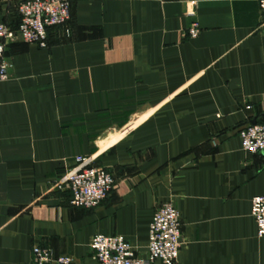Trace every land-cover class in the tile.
Here are the masks:
<instances>
[{"label":"crops","instance_id":"obj_1","mask_svg":"<svg viewBox=\"0 0 264 264\" xmlns=\"http://www.w3.org/2000/svg\"><path fill=\"white\" fill-rule=\"evenodd\" d=\"M259 1L69 0L68 37L48 28L44 49L6 46L0 264H33L34 247L98 264L94 235L122 236L142 257L165 202L181 218L178 264H264L250 215L264 158L238 137L264 123ZM21 2L0 0V23L16 30ZM77 157L114 179L92 209L55 184Z\"/></svg>","mask_w":264,"mask_h":264},{"label":"built area","instance_id":"obj_2","mask_svg":"<svg viewBox=\"0 0 264 264\" xmlns=\"http://www.w3.org/2000/svg\"><path fill=\"white\" fill-rule=\"evenodd\" d=\"M186 16L194 18L195 2H190ZM264 12V0L259 1ZM19 24L16 30L0 23V82L8 78L10 67L5 59L6 46L16 40L40 49L47 47V29L66 27L70 20L69 0H28L18 7ZM199 33L197 22H192L187 30L189 38ZM242 150L261 154L264 158V123H251L238 132ZM70 192L72 207L92 209L101 204L109 195L114 184L113 176L94 165L92 157L75 158V166L55 182ZM250 215L256 226V237L264 238V196L251 200ZM181 239V218L172 203L161 204L154 212L148 230L147 250L138 256L122 236L94 235L89 247L98 264H178ZM33 264H76L70 256L54 257L50 250L33 248Z\"/></svg>","mask_w":264,"mask_h":264},{"label":"rangeland","instance_id":"obj_3","mask_svg":"<svg viewBox=\"0 0 264 264\" xmlns=\"http://www.w3.org/2000/svg\"><path fill=\"white\" fill-rule=\"evenodd\" d=\"M22 1H28V0H22Z\"/></svg>","mask_w":264,"mask_h":264},{"label":"trees","instance_id":"obj_4","mask_svg":"<svg viewBox=\"0 0 264 264\" xmlns=\"http://www.w3.org/2000/svg\"><path fill=\"white\" fill-rule=\"evenodd\" d=\"M70 3V2H69Z\"/></svg>","mask_w":264,"mask_h":264}]
</instances>
